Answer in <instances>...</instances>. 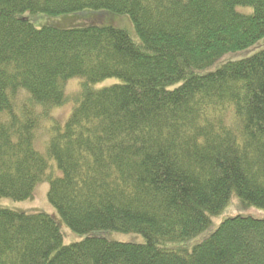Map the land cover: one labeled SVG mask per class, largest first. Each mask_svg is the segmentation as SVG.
I'll return each instance as SVG.
<instances>
[{
	"label": "trees",
	"instance_id": "1",
	"mask_svg": "<svg viewBox=\"0 0 264 264\" xmlns=\"http://www.w3.org/2000/svg\"><path fill=\"white\" fill-rule=\"evenodd\" d=\"M84 10L130 16L138 40L24 17ZM263 38L264 0H0V198L47 182L73 232L145 239L64 245L53 216L0 208V264H264V217L213 230L233 195L264 212V51L218 66ZM75 78L62 123L52 113Z\"/></svg>",
	"mask_w": 264,
	"mask_h": 264
},
{
	"label": "rangeland",
	"instance_id": "2",
	"mask_svg": "<svg viewBox=\"0 0 264 264\" xmlns=\"http://www.w3.org/2000/svg\"><path fill=\"white\" fill-rule=\"evenodd\" d=\"M238 11L244 14H248L252 12L250 8H238ZM24 17H28L36 28L41 29L43 27H54L58 29H75V28H86L89 26H113L116 28H121L127 30L133 35V37L138 40L137 36L134 32L133 22L130 16L128 15H120L113 13L107 10H84L72 15L67 16H52L49 14L36 13L32 14L27 12L24 14ZM261 51H264V38L259 41L254 46L235 53H230L225 55L222 60L219 62V65H222L226 62L231 61H240L247 58H250ZM217 67V66H216ZM82 83V79L75 78L70 80L66 86V97L68 99L67 103L60 108H56L52 116L59 120L62 123H65L69 118L73 107H74V98L80 93V85ZM121 81L119 79H108L103 81L102 83L96 84L93 86L94 89L99 90L106 87H111L113 85L119 84ZM47 124H44V127ZM42 133V134H41ZM46 132L43 130L40 132V136H38L35 147L39 152H45L46 149ZM50 172L57 173L56 164L54 161H51ZM49 184L47 182L41 183L37 186L34 197L30 200L23 202H16L7 198H0V208L2 209H10L20 213L26 214H39L44 213L50 216H53L64 236V245H71L76 242H81L87 237L98 236L103 237L109 241L122 242V243H134V244H142L145 239L141 235L136 234H123L112 231H98L93 232L89 235H81L73 232L60 218L56 209L50 204L48 200V192H49ZM236 216L243 217H255L262 218L264 217V212L261 209H257L254 207H247L242 205L240 199L233 195L229 205L223 211L220 217L213 218V230L220 225L226 218H232ZM206 235L203 234L200 237L196 238L195 241H200Z\"/></svg>",
	"mask_w": 264,
	"mask_h": 264
}]
</instances>
